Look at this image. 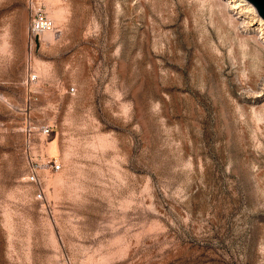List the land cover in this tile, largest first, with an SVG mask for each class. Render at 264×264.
Instances as JSON below:
<instances>
[{
    "label": "rangeland",
    "instance_id": "rangeland-1",
    "mask_svg": "<svg viewBox=\"0 0 264 264\" xmlns=\"http://www.w3.org/2000/svg\"><path fill=\"white\" fill-rule=\"evenodd\" d=\"M23 1L0 0V264H264L256 8L234 23L209 0H39L58 29L31 95L28 35L17 64L5 28ZM29 117L61 163L44 201Z\"/></svg>",
    "mask_w": 264,
    "mask_h": 264
},
{
    "label": "built area",
    "instance_id": "built-area-1",
    "mask_svg": "<svg viewBox=\"0 0 264 264\" xmlns=\"http://www.w3.org/2000/svg\"><path fill=\"white\" fill-rule=\"evenodd\" d=\"M29 12L28 30V56L26 62L29 94L36 93V85L39 82V74L34 65V54L41 44L42 34L45 32L57 33L55 22L49 17L39 0H29L27 3ZM75 93V88L70 90ZM25 147L24 154L27 163L26 181L36 188V199L44 201L47 196L48 183L52 175L61 169V163L57 157L49 156L43 152L49 144L54 128L51 125H40L30 117L25 121L22 128ZM38 146L40 149H38Z\"/></svg>",
    "mask_w": 264,
    "mask_h": 264
},
{
    "label": "crops",
    "instance_id": "crops-1",
    "mask_svg": "<svg viewBox=\"0 0 264 264\" xmlns=\"http://www.w3.org/2000/svg\"><path fill=\"white\" fill-rule=\"evenodd\" d=\"M7 13L0 14V30L3 28V16ZM14 20L12 23L5 24V28L9 33V49L13 50V58L17 64H23L25 56V48L27 43V35L29 30V12L26 3L23 1L13 13ZM55 21V20H54ZM11 57V56H10ZM8 57V58H10ZM11 59V58H10ZM14 61V60H13ZM9 63V62H8Z\"/></svg>",
    "mask_w": 264,
    "mask_h": 264
},
{
    "label": "bare ground",
    "instance_id": "bare-ground-1",
    "mask_svg": "<svg viewBox=\"0 0 264 264\" xmlns=\"http://www.w3.org/2000/svg\"><path fill=\"white\" fill-rule=\"evenodd\" d=\"M209 1L212 7L219 9L223 13L224 16L234 21V23L235 22L239 23L238 19L240 20L242 18L245 10H249V11L251 10L255 14H257L255 8L246 0H209ZM54 18L56 21H58V17L56 15L54 16ZM258 22L260 23V27L258 28L257 35L254 36V40L259 44V46L264 47L263 46L264 45V20L261 17H259L257 20V23ZM55 35L56 34L54 32H49L45 34V36L49 38L51 42L54 41Z\"/></svg>",
    "mask_w": 264,
    "mask_h": 264
},
{
    "label": "water",
    "instance_id": "water-1",
    "mask_svg": "<svg viewBox=\"0 0 264 264\" xmlns=\"http://www.w3.org/2000/svg\"><path fill=\"white\" fill-rule=\"evenodd\" d=\"M257 10L259 16L264 20V0H246Z\"/></svg>",
    "mask_w": 264,
    "mask_h": 264
}]
</instances>
